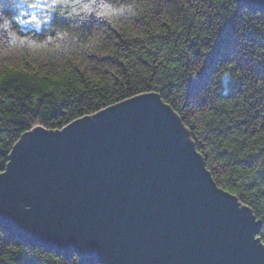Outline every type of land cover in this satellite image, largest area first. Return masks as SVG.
<instances>
[{
    "label": "trees",
    "instance_id": "16d2710c",
    "mask_svg": "<svg viewBox=\"0 0 264 264\" xmlns=\"http://www.w3.org/2000/svg\"><path fill=\"white\" fill-rule=\"evenodd\" d=\"M83 4L38 12L0 0V173L35 126L60 129L154 91L217 185L252 210L264 243V9L240 0ZM25 12L44 22L20 23ZM0 264L83 263L0 226Z\"/></svg>",
    "mask_w": 264,
    "mask_h": 264
},
{
    "label": "water",
    "instance_id": "95a60500",
    "mask_svg": "<svg viewBox=\"0 0 264 264\" xmlns=\"http://www.w3.org/2000/svg\"><path fill=\"white\" fill-rule=\"evenodd\" d=\"M0 226L83 264H264L259 220L154 91L24 132L0 173Z\"/></svg>",
    "mask_w": 264,
    "mask_h": 264
},
{
    "label": "snow or ice",
    "instance_id": "6c2138e0",
    "mask_svg": "<svg viewBox=\"0 0 264 264\" xmlns=\"http://www.w3.org/2000/svg\"><path fill=\"white\" fill-rule=\"evenodd\" d=\"M21 2L27 6L29 9L38 10V12H43L45 9L48 11H54L57 5L72 3L73 5H81L83 4V0H34V2H29V0H21ZM96 3V0H91V3L83 4L84 10L92 11V4ZM23 16H27L28 19H24ZM23 16L19 17L20 23L22 24H35L37 27L44 21L40 19L37 14L32 12H25ZM5 26H7V22H5Z\"/></svg>",
    "mask_w": 264,
    "mask_h": 264
}]
</instances>
